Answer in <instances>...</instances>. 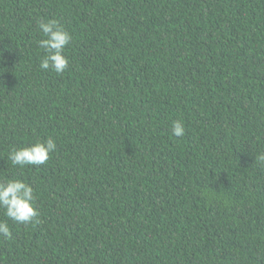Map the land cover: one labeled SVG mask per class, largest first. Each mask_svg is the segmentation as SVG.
<instances>
[{"label":"trees","instance_id":"16d2710c","mask_svg":"<svg viewBox=\"0 0 264 264\" xmlns=\"http://www.w3.org/2000/svg\"><path fill=\"white\" fill-rule=\"evenodd\" d=\"M49 19L72 35L60 74ZM49 138L46 164L8 159ZM260 152L264 0H0V180L39 211L0 209V264H264Z\"/></svg>","mask_w":264,"mask_h":264},{"label":"clouds","instance_id":"9594fccd","mask_svg":"<svg viewBox=\"0 0 264 264\" xmlns=\"http://www.w3.org/2000/svg\"><path fill=\"white\" fill-rule=\"evenodd\" d=\"M38 30L44 37L37 42L44 52L40 61L41 69H51L58 74L63 73L70 62L64 53L66 46L72 41L71 33L56 19L40 21ZM171 128L172 134L176 137L185 134V127L180 120H174ZM56 148L55 140L49 138L46 141H37L25 147L13 149L8 159L13 165L21 167L40 166L49 161ZM255 162L264 165V152L255 155ZM35 200L34 188L26 181L18 178L0 180V209H3L8 220L23 225L33 223L39 216ZM0 238L7 240L13 238L10 225L5 220H0Z\"/></svg>","mask_w":264,"mask_h":264}]
</instances>
